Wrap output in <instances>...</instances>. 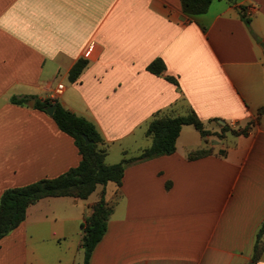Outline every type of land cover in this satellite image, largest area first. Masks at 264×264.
Returning a JSON list of instances; mask_svg holds the SVG:
<instances>
[{"label":"crops","instance_id":"obj_1","mask_svg":"<svg viewBox=\"0 0 264 264\" xmlns=\"http://www.w3.org/2000/svg\"><path fill=\"white\" fill-rule=\"evenodd\" d=\"M157 59L162 75L148 70ZM59 85L108 165L152 145L159 111L192 109L212 135L183 126L175 153L127 165L120 185L39 200L0 240V264H85L82 225L103 194L112 214L89 264L251 262L264 222V0H213L200 15L182 0H0V203L80 165L74 138L36 108ZM233 122L246 132H223Z\"/></svg>","mask_w":264,"mask_h":264},{"label":"trees","instance_id":"obj_2","mask_svg":"<svg viewBox=\"0 0 264 264\" xmlns=\"http://www.w3.org/2000/svg\"><path fill=\"white\" fill-rule=\"evenodd\" d=\"M213 0H182V6L188 15L205 14ZM89 61L80 59L71 71L70 78L76 81ZM166 66L161 59L153 61L148 70L156 75H162ZM169 81L179 85L177 79L167 77ZM14 102L21 103L16 98ZM55 106L53 118L58 127L74 138L79 148L82 160L78 167L72 168L67 173L53 179H43L38 182L6 190L0 203V240L15 230L25 220L27 209L41 199L48 197L71 196L87 199L93 194L98 185H107L109 182L121 184L127 165L135 162L145 161L162 155H171L176 152L177 139L183 126H194L203 136L212 135L211 131L205 128L204 122L198 117L194 110L186 115L173 116L166 111L157 112L147 127V136L152 137V145L143 150L135 158L124 159L120 163L108 165L105 163L107 148L102 147L104 139L96 126L89 120L76 115L66 109L60 102L54 100L39 101L36 108L47 111L49 107ZM264 115V106L258 111ZM224 126L223 132L233 134L245 133L237 131L230 126ZM85 136L91 143L87 144ZM211 150H201L195 156H204ZM112 214V208L106 203L104 194L99 202L93 205V212L82 225L83 248L85 251V264H89L90 258L97 244L103 239L108 226V220ZM264 253V222L259 228L254 245V252L251 262L256 264Z\"/></svg>","mask_w":264,"mask_h":264},{"label":"built area","instance_id":"obj_3","mask_svg":"<svg viewBox=\"0 0 264 264\" xmlns=\"http://www.w3.org/2000/svg\"><path fill=\"white\" fill-rule=\"evenodd\" d=\"M64 90H65L64 86L63 85H59L57 87L56 91H55V94L51 97V100H54L55 101L57 99V97H59V96H61L63 94ZM231 125H233L232 127L229 125L231 128H233V127L236 126V124L234 122L231 123Z\"/></svg>","mask_w":264,"mask_h":264},{"label":"water","instance_id":"obj_4","mask_svg":"<svg viewBox=\"0 0 264 264\" xmlns=\"http://www.w3.org/2000/svg\"><path fill=\"white\" fill-rule=\"evenodd\" d=\"M32 106H33V105H32ZM54 111H55V106L49 107V108L47 109V113H48L49 115H51V116H53ZM84 138H85L87 144L91 143V141L89 140V138H88L87 136H85Z\"/></svg>","mask_w":264,"mask_h":264}]
</instances>
